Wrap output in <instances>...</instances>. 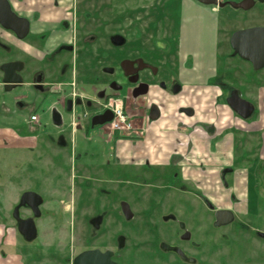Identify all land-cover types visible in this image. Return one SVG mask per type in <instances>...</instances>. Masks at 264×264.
Wrapping results in <instances>:
<instances>
[{
  "label": "rangeland",
  "instance_id": "rangeland-1",
  "mask_svg": "<svg viewBox=\"0 0 264 264\" xmlns=\"http://www.w3.org/2000/svg\"><path fill=\"white\" fill-rule=\"evenodd\" d=\"M148 1L145 5L152 6L154 15L158 6L155 1L158 0ZM239 1L243 0H227V7L218 11H214L213 6L197 3L189 8L186 1L183 3L181 16L188 22L182 34L178 35V41L183 43L182 49L178 50L187 52V59H194L184 63L183 68H194L195 72L200 70L204 78L205 72L215 68L218 79L215 87H201L206 82L186 79L189 87L185 95L166 96L165 105L174 106V99L177 98L180 103L197 108L193 123L217 124L218 133L212 139L201 133L194 136L198 140H207V143H197L208 145L209 149H205L200 157L189 155L193 162L185 159L182 165L184 177L187 174L188 179L200 184L204 188L202 195L211 204L220 210L233 209L237 214V223L243 224V228L234 226L231 231H216L211 249L215 253L216 264L228 250L222 239L226 233L233 238L247 239L243 241L247 244L236 248L235 259H232L235 264H246L243 261L245 258L250 259V264H264V240L253 236L258 230L264 232V165L261 163L264 156V148L261 150L264 146V104L259 115V81L264 78V69L256 71L249 63L234 58L230 48V37L234 32L264 26V7L259 9L258 0H255L257 5L247 11L231 6L232 2ZM180 4L177 0L171 11L177 10ZM136 5H144V2L141 0ZM5 39L18 53L29 51L30 45L39 41L34 36L14 40L6 35ZM137 52L145 53L140 49ZM182 55L179 53L176 58L181 59ZM47 64H34V69L32 66L29 72L48 69L51 93L36 91L28 85L32 81L29 77L14 91L0 92V218L4 215L9 224H6L8 229L4 227L3 235L0 231V264H73L74 257L86 249H116V239L121 235L126 242L124 250H118L117 257L124 264H176L171 261L164 263L153 254V250L151 254L149 250L152 247L146 243L147 229L125 223L120 215L119 203L124 200L132 204L136 220H141L150 190L145 189L143 184L132 183L133 179L125 172L119 178L103 172L101 164L113 153L111 147L115 143L109 142L108 134L99 127L87 133L88 122L85 121L77 122V131H74L71 126L74 114L70 115L63 109L62 98L71 97L75 91L89 96L99 89L92 83L91 73L78 66L77 74L72 73L69 78L72 87H62V91L57 92L55 86L67 80L68 76L59 77L62 70L59 64H52L50 68ZM168 69L173 71V67ZM76 77L77 90L74 86ZM222 82L236 86L245 84L244 93L257 108L253 118L243 119L233 115L223 100H217L220 90L216 86L222 85ZM261 96L264 97V91ZM151 99L156 98L153 96ZM56 109L62 113V126L54 124L53 110ZM32 115H36L39 121L32 122ZM246 131L248 134H245ZM60 136L65 140L64 145L58 144ZM232 142L239 145L238 152L231 147ZM245 143L249 147L243 148ZM236 157L243 159L239 162L241 170L236 178L228 177L231 182L228 188L214 172L223 170V166ZM154 181L158 189L165 184L163 179ZM28 189L46 197L42 207L44 216L37 221L40 234L35 244H26L21 240L15 233L11 218L14 204ZM96 214L105 216L100 230L93 229L89 224V219ZM2 223L5 222H0V230ZM6 237L8 245L3 241ZM160 240L156 238L154 242L159 243ZM207 251L206 246L201 248L200 258L209 256Z\"/></svg>",
  "mask_w": 264,
  "mask_h": 264
},
{
  "label": "flooded vegetation",
  "instance_id": "flooded-vegetation-1",
  "mask_svg": "<svg viewBox=\"0 0 264 264\" xmlns=\"http://www.w3.org/2000/svg\"><path fill=\"white\" fill-rule=\"evenodd\" d=\"M140 1L15 0L14 2V0H8L12 12L19 18L29 21V31L22 38L18 33L6 29L0 23V92L14 91L25 84L29 77L32 81L28 85L36 91L51 93L48 81L51 78L49 70L43 68L33 70L35 65L45 62H48L49 68L52 64L53 66L59 64L62 69L59 77L68 76L67 80L60 81L55 86L57 88L55 91L61 92L62 87H72L73 84L69 78L72 73L77 74L78 66H83L91 73V81L99 89L92 91L89 96L75 91L71 93V97L62 98L63 109L70 115L74 114L71 120L73 130L77 131V122L85 121L88 122L87 133H89L88 130L99 127L108 134L109 142L115 143V146L111 147L113 153L101 164L103 172L113 178H119L120 174L125 172L128 177L130 175L133 179L132 183L143 184L146 186L145 189L150 190V194H148L150 197L143 207L144 213L141 220H136L137 214L131 203L124 200L119 203L120 215L125 223L144 226L147 229L148 240L146 243L152 247L149 251L152 254L153 250V254L162 259L164 263L171 261L176 264H216L215 253L213 250L211 252L216 231H231L234 226L243 228V224L237 223V214L229 208L225 210L233 213V220L223 225H217V212L224 210L215 207L208 198L202 195L204 188L200 184L188 179L187 174L186 178L184 177L182 165L185 164V159L193 162L192 158H188L189 155L197 154L200 157L205 149H209L208 145H199L194 142V136L201 133L212 139L218 133L217 124L203 121L190 122L189 118L193 120L197 116V108L193 105H180L175 114L178 119L176 129L179 133H184L188 140L186 139V142L178 140L171 160L165 164H152L148 158L137 159L136 156H124L122 155V152L126 150L124 145H119V142L111 140L113 137L117 139L129 137L128 135L135 139H141L140 137L145 134L146 124L150 126L167 116L164 112L166 96L182 97L185 95L186 89L189 87L186 79L206 82L202 83L201 87L207 85L215 87L214 84L218 79L215 68L205 72L206 77L204 78L200 74V70L195 72L194 68H183L185 62L176 58L177 54L182 51L178 49L183 47V43L178 41V35L182 34L188 22L185 17L181 16V10L184 8L183 3L186 1L189 8L201 3L197 0H179L181 4L178 9L171 11L172 5L177 0H158L155 1V3L158 2V6L153 15L152 6L145 5L149 1L142 0L144 5L137 6L136 3ZM225 1L227 0H217V5H211L213 10L218 11L220 8L227 7ZM258 2L259 9H263L264 0H258ZM256 5L255 1L254 7ZM6 35L11 36L14 40H25L29 36H34L39 41L33 46L30 45L29 51L21 50L18 53L5 39ZM231 37L230 48L234 58L245 64L249 63L234 54ZM138 49L145 53L137 52ZM173 53L175 54L173 55ZM249 64L253 67L251 63ZM32 66L33 71L29 72ZM168 67H173V71H169ZM263 69L256 71L260 72ZM183 73L186 74L183 75ZM6 77L12 80L19 79L22 82L6 84L4 82ZM77 80L76 77L74 82L76 90ZM262 83H264V78L261 79V82L259 81V115H261V107L264 104V97L261 96L264 91ZM216 87L220 90L217 100H223L230 113L243 118L232 107L235 105L243 113L247 112L242 106H239L237 101L240 98L253 104L254 112L250 118L256 115V105L244 93L245 84L236 86L222 82V85ZM153 96L156 99L152 100ZM219 106L223 108L221 104ZM117 108L126 116V122L114 127L113 122L116 120V115L113 110ZM54 111H57L63 120L62 113L57 109L53 110V113ZM106 112H109L107 117H112V120L102 125L94 124L103 120L105 117L102 116ZM32 117H36V120H32ZM31 121L38 122L39 120L36 115H32ZM245 134L248 132L246 131ZM64 141L63 136H60L58 144L64 145ZM138 145V142L131 144L133 149H137ZM243 146V148L247 147L248 143ZM231 147L236 152L239 151V145L236 143L232 142ZM263 148L264 146L261 150ZM262 158L261 163L264 165V156ZM242 161L241 158H233L231 163L223 166V170L214 173L218 174L222 182L229 188L231 187L229 178H236L235 175L241 170L239 162ZM188 173L191 172L188 170ZM203 173L207 174V171H203ZM159 179L165 180V184L158 189L154 180ZM172 179L173 183H171ZM207 181L209 180L207 179ZM25 193H35L42 198V203L37 207L39 216L36 215L32 205L20 206ZM31 203L34 204L33 201ZM45 203V196L28 189L20 194L18 202L11 210L15 233L26 244H35L39 239L40 229L37 221L44 216L42 207ZM3 221L5 224H1V235L9 225L8 218L4 215L0 218V222ZM30 223L34 224L37 231V236L32 241L26 237ZM104 223L105 216L103 214H96L89 219L90 226L95 230H100ZM253 236L264 240L263 231L258 230ZM156 238L161 239L159 243L154 242ZM222 239L228 245V250L217 263L235 264L232 259H235L236 248L247 244V239L245 237L233 238L228 233L223 234ZM245 239L246 241L243 242ZM3 241L4 244H9L7 237ZM116 241L118 249H86L74 257L73 264L79 255L96 250L102 253L111 252L113 263L124 264L117 254L118 250H124L126 238L121 235ZM205 246L209 256L200 258L199 251ZM243 261L246 264L251 262L247 258ZM259 264H263V262Z\"/></svg>",
  "mask_w": 264,
  "mask_h": 264
},
{
  "label": "water",
  "instance_id": "water-1",
  "mask_svg": "<svg viewBox=\"0 0 264 264\" xmlns=\"http://www.w3.org/2000/svg\"><path fill=\"white\" fill-rule=\"evenodd\" d=\"M204 5H217V0H197ZM236 8L250 10L254 7V0H244L240 3H231ZM0 23L9 30H12L22 38H24L29 31V21L24 18H19L15 13L12 12L8 0H0ZM231 46L234 49V54L238 55L243 60L251 63L255 70H260L264 68V27H252L247 29H242L235 32L231 37ZM4 82L6 84H13L22 82V80H12L11 78H5ZM239 106H242L246 113H243L240 108L232 105L233 109L243 118L248 119L252 116L254 112V106L250 102L242 99H238ZM109 112H106L102 117L103 120L98 121L94 124H105L112 120V117H107ZM53 121L56 126H62L63 120L61 115L54 111ZM34 202L32 204L31 202ZM42 203V198L35 193H25L22 196L20 206L32 205L36 211V215L39 216V211L37 209L38 205ZM18 209V208H17ZM217 225H223L229 223L233 220V213L230 211H219L217 212ZM37 231L33 223H30L29 228L26 232V237L29 241L36 238ZM111 252L102 253L99 250L90 251L79 255L74 264H115L111 261Z\"/></svg>",
  "mask_w": 264,
  "mask_h": 264
},
{
  "label": "crops",
  "instance_id": "crops-1",
  "mask_svg": "<svg viewBox=\"0 0 264 264\" xmlns=\"http://www.w3.org/2000/svg\"><path fill=\"white\" fill-rule=\"evenodd\" d=\"M181 55V60L185 63L190 60H194L191 57L189 59L186 58L187 52L181 51ZM185 74L186 73H183V75ZM174 100V106H166V110L164 112L167 116L150 126L146 124V131L144 136L140 137L141 139H135V137L131 135H128L129 137H119L117 139L113 137L111 139L119 142V145H124L126 150L122 152V155L136 156L137 159L148 158L152 164H165L171 160V157L177 148L178 140L179 142H186V139L188 140V137L184 133H179L176 129L178 119L175 117V114L177 112V108L184 104L180 103L177 98ZM171 115L174 117L171 118ZM190 122H192V120H190ZM194 139V142H207L205 139L199 138L198 140L195 137ZM132 142H138L139 145L137 149L132 148Z\"/></svg>",
  "mask_w": 264,
  "mask_h": 264
},
{
  "label": "built area",
  "instance_id": "built-area-1",
  "mask_svg": "<svg viewBox=\"0 0 264 264\" xmlns=\"http://www.w3.org/2000/svg\"><path fill=\"white\" fill-rule=\"evenodd\" d=\"M113 111L116 115V120L113 122L114 127H118L121 123L126 122V116L118 108ZM32 120H36V117H32Z\"/></svg>",
  "mask_w": 264,
  "mask_h": 264
}]
</instances>
